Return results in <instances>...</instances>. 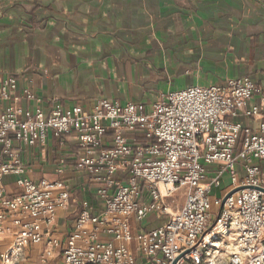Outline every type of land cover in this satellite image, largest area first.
I'll return each mask as SVG.
<instances>
[{
  "label": "built area",
  "instance_id": "2783aa9c",
  "mask_svg": "<svg viewBox=\"0 0 264 264\" xmlns=\"http://www.w3.org/2000/svg\"><path fill=\"white\" fill-rule=\"evenodd\" d=\"M17 91V78L0 81V100L10 102L0 111V235L14 237L6 258L46 243L63 264H264V86L230 79L163 94L150 107L101 99L90 111L56 105L49 114L23 113L21 100H41ZM51 133L75 137L76 169L103 207L95 214L84 202L66 243L49 229L73 202L71 185L35 183L21 157V146L45 147ZM14 175L22 194L11 198L5 179ZM223 187L214 214L211 196ZM150 220L156 226L143 228Z\"/></svg>",
  "mask_w": 264,
  "mask_h": 264
},
{
  "label": "crops",
  "instance_id": "0c3cea01",
  "mask_svg": "<svg viewBox=\"0 0 264 264\" xmlns=\"http://www.w3.org/2000/svg\"><path fill=\"white\" fill-rule=\"evenodd\" d=\"M11 76L18 81L13 97L31 90L41 100H21L20 110L40 106L45 114L56 105L90 111L101 99L150 107L163 94L230 79L263 87L264 0H0V81ZM9 104L0 100V111ZM47 140L45 147L21 146V157L35 183L71 185L73 202L49 229L66 243L84 202L95 214L103 207L98 187L76 169L83 150L75 137L51 133ZM5 186L11 198L22 194L16 175ZM0 241L10 250L14 237ZM33 249L62 254L46 243L24 252Z\"/></svg>",
  "mask_w": 264,
  "mask_h": 264
},
{
  "label": "rangeland",
  "instance_id": "374dc122",
  "mask_svg": "<svg viewBox=\"0 0 264 264\" xmlns=\"http://www.w3.org/2000/svg\"><path fill=\"white\" fill-rule=\"evenodd\" d=\"M225 181H228L225 178ZM183 189L176 197V203L172 206L173 211L179 210L185 201V192ZM225 192V187L216 189L211 200L213 203V213L217 214L219 207L216 204V199L221 198ZM8 247L5 242L0 241V264H63V257L60 252L54 250L50 255H45V251L33 249L28 252H22L17 258H6L8 255Z\"/></svg>",
  "mask_w": 264,
  "mask_h": 264
},
{
  "label": "water",
  "instance_id": "95a60500",
  "mask_svg": "<svg viewBox=\"0 0 264 264\" xmlns=\"http://www.w3.org/2000/svg\"><path fill=\"white\" fill-rule=\"evenodd\" d=\"M254 189L259 190V191H262L261 188H254ZM240 190H241V189L233 191L232 193H230L229 195L226 196L225 200H226L228 197L232 196L234 193H236V192H238V191H240ZM177 262H178V261H175L174 264H176Z\"/></svg>",
  "mask_w": 264,
  "mask_h": 264
}]
</instances>
